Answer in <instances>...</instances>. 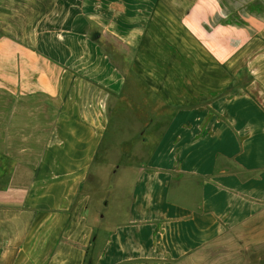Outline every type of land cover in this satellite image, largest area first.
<instances>
[{"label": "crops", "instance_id": "0c3cea01", "mask_svg": "<svg viewBox=\"0 0 264 264\" xmlns=\"http://www.w3.org/2000/svg\"><path fill=\"white\" fill-rule=\"evenodd\" d=\"M0 264H264V0H0Z\"/></svg>", "mask_w": 264, "mask_h": 264}, {"label": "rangeland", "instance_id": "374dc122", "mask_svg": "<svg viewBox=\"0 0 264 264\" xmlns=\"http://www.w3.org/2000/svg\"><path fill=\"white\" fill-rule=\"evenodd\" d=\"M148 118V115H146L145 113L143 121L146 122ZM127 123L128 121L123 122L125 127H127ZM117 124L118 123L110 121L106 133V141L104 139L102 149L99 150V153L97 154L95 161L96 163H100L101 165L95 166V169H93L92 173H94L95 171L97 172V170H99L98 177L95 179V181L91 177L86 183L87 185H90L94 182V186L91 188V190H93L91 196L92 201L89 204V210H91V208L93 207V211L98 213V215L100 212L102 215L100 220L103 219L102 221L107 226L113 225V223L116 221V213L117 211H119L118 200L120 196H122L124 193V195H126L127 191L125 192V190L129 189V185L131 184L133 177V175H131V166L123 167V169L117 171L116 173L111 172L113 164L119 163L123 158V155L120 154V146L111 147L113 141L114 143L120 141L119 136L114 135L116 132ZM138 125L140 126L141 124L139 123ZM138 125L137 122H134V127L131 129L132 131H129V135L131 134L134 139L133 144H135L137 141V134H135L136 137H134L135 135L133 133H135L136 127ZM113 137H115V140H112Z\"/></svg>", "mask_w": 264, "mask_h": 264}]
</instances>
